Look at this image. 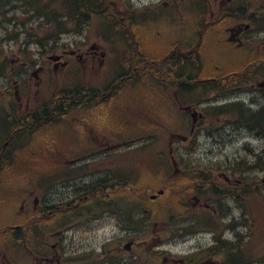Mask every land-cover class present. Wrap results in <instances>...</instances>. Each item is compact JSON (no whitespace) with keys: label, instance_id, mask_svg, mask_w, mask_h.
I'll use <instances>...</instances> for the list:
<instances>
[{"label":"rangeland","instance_id":"1","mask_svg":"<svg viewBox=\"0 0 264 264\" xmlns=\"http://www.w3.org/2000/svg\"><path fill=\"white\" fill-rule=\"evenodd\" d=\"M40 1L41 2H39V4L50 2L49 0ZM117 1L118 0H114L112 2L113 9L115 8L114 6H116ZM189 1L191 3V0ZM219 3L220 1H216V8L211 7L212 10L219 11L220 8L217 6ZM54 4L55 2L50 6H53ZM126 5H128L127 0H123V2L117 5L116 13ZM161 5L163 4H159L157 6L160 8ZM234 5L235 8L238 7V10L236 13L230 16L229 20L231 24L236 23L235 18L241 19L242 17H246L247 19L252 18V21L255 24L254 27H256L257 29L264 26V22H262L264 20V0H256L252 5L248 6L245 3L243 4V0H238V2H235ZM106 7H104L103 9L105 10ZM28 8V6L21 4L19 0H15L9 5L5 0H0V67L1 63H3L2 69L6 71L10 66V59H13L15 57L23 62L27 61L29 63H42L43 58H46V53L41 54V50L45 51V48L47 47L49 51L48 55H54L57 52L69 49L70 45L77 46V43L75 41H78V45L82 47L83 51L88 49L93 43L98 45L100 47V50L107 51V55L105 57V62L103 63V65L101 66L97 62L96 66L93 68L94 70L89 69L88 71L94 83H98L100 78L108 80L116 75L118 68V56L121 59L123 58L121 51L125 49V45H120L118 38L106 37L105 35L101 36L99 32H96V30L99 29V25L106 26V20L110 22L117 21L116 14L105 12L103 14V17H100V14H97L96 16H99V19L97 20L100 22L91 24L90 26H74L73 23H67L64 26L65 29L61 32L60 30L56 29L55 22L48 23L44 17H35L31 9ZM110 9H112V7H110ZM192 12L193 7L189 5L188 14L193 15L194 13ZM156 18L160 19V21L156 22L157 27L163 29L164 31L169 30V28H175L177 26L175 22L172 24L168 20L162 21L161 17ZM92 19L93 17H89L90 22L92 21ZM156 24H148L145 26L153 27ZM165 25H167L168 27H166ZM150 29L152 30L153 28ZM151 30L149 31L151 32ZM77 31L82 32L77 33ZM144 35L146 37L144 41L146 50H150L153 56L163 57L168 53L169 49L162 51L161 48L156 50L152 41L153 34L145 32ZM42 43L44 44V46ZM219 43L220 44L214 47L213 50L210 49L211 47H204L202 51L206 54H213L215 58H222L223 56H225L223 51L225 43L223 36L222 42ZM212 44L213 43H210L208 45L212 46ZM248 44L249 45L245 48V51L247 49L253 48L252 54L254 58L264 55V36L262 37V39L257 38V36L251 37ZM161 45V43L156 44L157 47H161ZM227 51L232 57L239 56V51L237 50L229 48ZM82 67L83 66L81 65L79 67L78 65L74 64L71 65L67 70L59 68L57 73L54 72V76L57 78L59 85H62L64 87L73 86L74 84L82 80V72H80V74L78 73V69L80 70V68ZM51 68H53V63H51ZM75 69L77 70L74 72ZM262 78L264 81V74ZM50 84L55 85V81H51ZM5 85L6 80L0 78V90L6 91ZM261 90L264 92V89ZM158 93L159 92L157 90L156 101L158 112L156 113V118H153L151 121L154 125L157 126L155 130V143H151L152 146L149 145V147L145 149L132 148L126 151L124 150V161L122 160V163L121 160L116 161L115 154L108 156V165L104 166V168H112L113 170H116L117 167L120 169V166H122V170L126 172V174H128V176L130 177H136V175L139 174L142 182L138 185V190H140L142 193L145 191L155 192L158 188L166 185V181H163L159 178L165 177L166 175L163 174V172H166L165 160L164 158H161L159 161L155 157L157 153L160 154L164 150L169 152L168 141L170 135L164 133L159 128L162 125L159 122H162L163 124L168 126L174 124L175 127L179 128L178 124L176 123V120H178L179 117L176 116L174 112H167V107L163 103V99L160 97V94L158 95ZM6 95L7 92L1 94L0 103L5 100ZM250 95L248 96L244 94L240 97V99H248L251 97ZM127 99L133 101L134 97H127ZM122 117L126 123L125 131L122 134V137L125 138V141H128L129 139H135L137 141L139 138H141V136H146L147 139L149 132L141 131L139 128L134 126V123L135 121L140 120L142 123L148 125V118L144 114L139 116L136 112L134 104L125 107V111L122 112ZM211 121H215V118ZM71 124V131H68V123L50 125L51 134H53L54 136V132H57V136H55L54 138L55 142L53 143V145L48 144L51 150L47 151V153L45 152L42 156H40L39 161L37 160V157H32L30 160L22 161V163L27 166L28 173L23 172L22 174L15 175V164L19 155L16 156L13 160V167L11 170H8L7 172L3 171L0 173V200L2 199L8 204V207H2L4 209V212H0V221H2L4 218L6 220L9 219L10 223H13L14 218L19 219L17 217L15 208L20 206V201H22V199L25 197V194L22 192H24L25 189H31V187H26L29 186L27 181H32L36 176H38V174L35 175L36 171L39 170L47 175H52L57 171L59 160H67L68 156L71 159L82 157L84 149L77 146V143H84L83 141H81V131L80 129L74 128L72 119ZM179 130H181V128H179ZM152 132L154 131L152 130ZM225 134L229 138L225 141H218L217 139L220 134L209 135L205 132L200 133L198 136V143L192 146V150L187 151L186 148L181 146L179 151L186 158V162L191 163V161H193L197 163L198 167L203 166L204 168H208L207 166H211L214 163L217 164L227 157L233 159L239 153L244 155L245 152L241 149V147L244 144L248 143L249 137L241 134L239 136H236V133ZM254 136L255 135H252L251 137L250 147L253 150L255 149L264 151V137L255 139ZM177 142L179 141L176 140L175 143ZM180 144L181 143L175 144V147L180 146ZM22 151L20 157L28 155L26 154V152ZM57 151H60L61 155H59V157L57 156L58 154H55V152L57 153ZM249 155L250 154L248 153V156ZM250 158H253V156L251 155ZM98 161L101 160H96L95 162ZM117 162L119 163V166H117ZM251 164H253V162H251ZM259 165L260 167L251 169L253 177L252 188L256 191H258V189H264V185L260 184L261 179L263 178L262 176H264V173L262 172V170H264V165L262 167L260 163ZM31 166L38 170L33 169ZM29 169L32 172L31 176L29 174ZM238 172L239 171H237V173ZM166 173H168V171ZM16 180L18 181V183ZM25 182V187H21L19 185L24 184ZM7 185H9V187H6ZM55 195V192L51 193V196ZM149 204L150 203H147V205ZM160 210L164 211L159 212ZM165 210V208H157L156 212H145L148 213L149 221L152 223V230L142 228L137 232L140 238V248H142V246L144 245L151 244L156 240L157 230L159 228H167V224L165 222ZM99 213L100 211L97 209L95 212L90 213L89 215L94 216ZM248 215L251 219V222L248 226L252 238L250 252L253 259H256L264 255V202L261 203L260 200H255L252 204V212H248ZM56 218H58L59 220L44 227L43 233L45 237L50 233H55L61 230L59 228L68 229V237L71 236L73 231L72 235L78 244L77 251L78 253L82 252V256L84 257L83 259L80 258V263H84L85 259L89 258L91 264H115L116 261L120 262L122 260L120 254H124L125 256H127V254L124 253L125 251H123L121 247L117 248V241L124 235L125 231L122 228H118L116 219L111 217L110 211L106 213V218H108L107 222H103L102 224L97 225L93 222L86 221L81 227L73 228V230H70L68 228L69 223L73 225L72 219L65 218L63 220L61 219V216ZM145 219H147V217ZM154 227L157 229L153 230ZM168 234L171 233L169 232ZM208 237H211V235H209ZM198 238H201L199 234H192V236L188 237L187 240L183 237H177L176 240L173 241L172 236H170L167 239L168 241L161 248L162 250H164V253L153 252L150 256L145 257L148 262L147 264H167V261L165 259L166 257H174L178 259L181 258V255L185 252L191 253V250H195L197 248V246L194 245L195 241H197ZM107 240H109V242L107 246L105 245V247L110 250L108 255L110 257V260H107L104 257L101 258L100 256L95 255V253L93 252L95 246L99 251L102 246L101 244ZM201 241L205 243L208 240L202 239ZM211 241L212 240L209 239V242ZM24 259L25 257L22 252V245L14 241L13 239L9 241L8 245L5 248L0 249V264H23Z\"/></svg>","mask_w":264,"mask_h":264},{"label":"flooded vegetation","instance_id":"2","mask_svg":"<svg viewBox=\"0 0 264 264\" xmlns=\"http://www.w3.org/2000/svg\"><path fill=\"white\" fill-rule=\"evenodd\" d=\"M109 0H105L106 5ZM177 17L180 19L181 23V34L180 37L176 38L174 41H170L169 51L163 57H153L150 50H146L143 46V41L141 39L140 29L137 30L138 34V43L135 45L133 50V55L131 57L132 65L125 66L123 64V71L121 73V79L127 80L132 79L131 81L134 83V86L140 90V86H148L150 91H152V83L157 81L158 78H161L164 85L166 86L167 91L171 93L169 96L175 95L176 102L173 100L168 103V106L171 110H175L178 114L188 115V113H192L194 110L193 107H189L187 104H184V98L188 97V87L189 85H199L204 83H210L215 85H223V86H236V85H252L260 84L258 77H253V68L251 65L244 70V67H237L230 69L233 71V74L224 73L221 76H218L215 71H218L220 67L217 63L213 65V62H206V54H200L199 46L201 43H204V39L199 38L195 40L197 46H195V50L190 54L189 50V38L187 31V16L184 14H179ZM203 18H207L208 20H204V26L207 27H215L217 26V22L220 19H224L225 16L210 14L207 16H202ZM247 31V30H246ZM246 31L242 32L245 33ZM216 33L217 31H202L198 30L197 35L203 36L211 35V33ZM241 34V36H242ZM216 41V40H215ZM243 43V42H242ZM97 51H89L86 52V59L89 62H93L95 60V56ZM82 58V56H81ZM205 70V71H204ZM215 70V71H214ZM37 78L40 77L38 72L33 73ZM204 77L201 78L200 76ZM144 83V84H143ZM31 84V83H30ZM91 88L88 92L83 94H69L66 95L64 106L62 108H56L53 106V112L59 113L62 112L63 115H66V118L56 119L55 124L60 123H68L71 124V119L73 120L74 128L80 129V131H86L87 135V144L88 148H96L100 151L106 150L109 148L117 147L120 142L115 138L116 133L120 129L119 126L114 124L112 120H110L111 114H113V110L102 109L103 106H108V98L113 99L116 95L113 92L99 94L96 95L99 98V101H92L88 99L89 94H91ZM140 97V93L137 94ZM261 95V94H260ZM154 95L150 93L149 97H153ZM209 104L205 106L204 102H200L198 104V108H201V111L196 113V118L199 117L198 127L199 129H204L205 131H214L218 133H237L241 135L248 134L249 136L252 133L256 135H264V129L257 132L256 130L248 127L245 123L244 112L246 111H258L264 109V101L261 98H258L259 95H254L255 97L251 100L250 103H246L243 99H239L240 95L236 96H224L223 94H215L211 93L208 95ZM57 95L43 98L42 95L34 94L32 95L30 92L26 94H17L16 98L18 101V109L8 110L10 114V128L16 124H28L32 120H35L39 114L43 111L45 104L51 100L55 99ZM154 99H148V103L143 107L145 110L149 111L154 107ZM238 103L242 105L243 109L234 108ZM221 107H228V113L219 112L215 117V124L211 125L209 122L207 113L210 108L220 109ZM98 108V109H96ZM51 112V111H50ZM80 114L81 116H77L76 114ZM178 126L180 128H186L187 125H184L181 120L178 122ZM72 125V124H71ZM9 128V129H10ZM94 131L97 132V136L92 137ZM197 131V124L192 123L190 127V132ZM171 133H181L180 131L169 129ZM25 135H35L39 134L38 131L26 130L23 133ZM21 134V135H22ZM20 135L15 137L14 142H9L8 139L3 143L5 148L3 151H0V163H2V156L7 153L9 149L15 151V147H17L16 139L19 138ZM248 144V143H247ZM245 144L243 145L244 151L249 152L251 154V150L249 146ZM258 158V157H257ZM234 164L237 163L236 160L240 162H244L249 167L251 166V158L242 157V155H238L235 157ZM264 161V158H261ZM92 159L85 161L86 172L84 175H80L78 180H80V184H76L75 177H62V180H59L56 183V187L61 189L59 192L58 198L64 197H74L75 200L76 195H81L85 193V198H88L89 195L92 194L94 189H97L99 186L105 187V179L107 174L103 172V170H96L95 173L90 165ZM231 163V159H227L226 164ZM250 173L245 177H232L231 175L223 174V179L229 185H225L224 182H221V174L218 177H213L216 182L213 183V189L206 191L208 197L207 199H198V203L203 207L209 209L211 208L215 213L221 214L223 219L226 220V215L234 214L238 212V216H231L228 220L230 222H234L237 220L246 224L245 214L248 210L252 208V192L250 190L252 175L251 170L248 169ZM37 190L42 186L41 177H37ZM202 187H205V184H202ZM25 197L22 200L21 208L23 211H26L27 221L24 223V229L26 230L27 237L25 239V244L29 246L27 249L28 252L33 254L36 257V261L38 264H60L61 258L63 255L69 253L70 264H76V255L77 249L73 247H69L68 249L64 247L61 243L63 236L62 232L59 231L57 233V241L52 242L53 238H44L41 236L30 237L29 236V227L35 224V219L32 215H34L37 211L44 212L47 208V204L44 197H39L36 195L35 190L24 191ZM33 195V196H32ZM78 205L75 206L77 208ZM43 215L39 216V220H42ZM120 217H118L119 219ZM244 219V220H243ZM227 241L234 244L233 239L227 238ZM135 242V240H134ZM31 246V247H30ZM34 246V248H33ZM63 253V254H62ZM119 263V262H118ZM120 264V263H119ZM128 264H137L135 257H133Z\"/></svg>","mask_w":264,"mask_h":264},{"label":"bare ground","instance_id":"3","mask_svg":"<svg viewBox=\"0 0 264 264\" xmlns=\"http://www.w3.org/2000/svg\"><path fill=\"white\" fill-rule=\"evenodd\" d=\"M97 3L98 0H91L87 7V13L93 12L97 6ZM31 5L39 10L47 9V7L44 4H39V2H35ZM98 7H101V4H98ZM222 92H225V90L222 89ZM66 95L67 92L64 91L58 92L57 97L55 99H51L45 104L43 111L39 114V116L35 120H32L28 124H16L12 126V129L10 128L8 133L5 135V137L8 139V143L9 142L13 143L15 137L21 135L26 130L40 131L43 128H45L47 124L51 123L52 120L63 118L62 112L59 113L53 112L54 110L53 106H55L56 108H62L64 106L63 104ZM223 95L226 96L227 92L223 93ZM88 99L92 101H99V98L95 93L89 94ZM201 102L203 103L204 101L202 100ZM7 110H15V108L12 106H8ZM244 116H245V123L248 125V127H251L257 132L264 129V109L262 111L261 110L246 111L244 112ZM228 138L229 137H227L226 134L221 133L217 140L225 141ZM4 148H5L4 144L0 142V151H3ZM14 157H15V151L9 149L7 153H5L1 158L3 162L2 164L4 166H8L13 161Z\"/></svg>","mask_w":264,"mask_h":264}]
</instances>
